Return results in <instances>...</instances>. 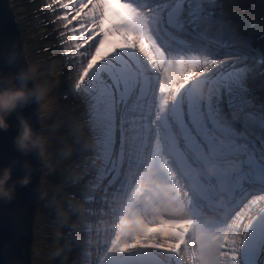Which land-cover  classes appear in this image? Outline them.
<instances>
[{"label":"snow or ice","instance_id":"6c2138e0","mask_svg":"<svg viewBox=\"0 0 264 264\" xmlns=\"http://www.w3.org/2000/svg\"><path fill=\"white\" fill-rule=\"evenodd\" d=\"M69 5L90 35L73 34L64 54L105 161L97 199L114 217L83 264H264V102L250 83L264 49L222 0H53L66 30ZM212 29L234 41L228 59L204 47ZM205 84L216 86L207 98Z\"/></svg>","mask_w":264,"mask_h":264},{"label":"rangeland","instance_id":"374dc122","mask_svg":"<svg viewBox=\"0 0 264 264\" xmlns=\"http://www.w3.org/2000/svg\"><path fill=\"white\" fill-rule=\"evenodd\" d=\"M19 26L27 58L28 68L33 69V85L47 86V95L38 105L39 132L46 139V150L40 154V181L32 236L33 264H83V253H96L95 234L103 230L104 222L114 217L104 215L108 210L100 197L107 182L102 173L105 163L93 151L96 140L89 130L86 107L74 84L79 66L66 56L70 52L73 34L82 42L90 35L81 29L75 16V8L69 5L72 25L66 30L57 20L63 8L52 10L53 0H8ZM228 18L238 27V32L255 49H264V0H222ZM83 31L84 35H80ZM64 33L63 36L60 34ZM207 49H214L218 58L228 59L234 41L222 30L212 29L205 33ZM98 39V37H97ZM69 41V43H64ZM93 41L89 40L85 47ZM209 44V45H208ZM105 45L102 54L109 52ZM256 69L250 82L256 103L264 102V76ZM212 84H205L202 91L207 98ZM241 131H245L241 129ZM93 185L99 187L93 188ZM88 196L93 197L89 200ZM210 219H218L219 213L205 209ZM83 213L78 217L77 213ZM93 229L91 248L85 230V219Z\"/></svg>","mask_w":264,"mask_h":264},{"label":"water","instance_id":"95a60500","mask_svg":"<svg viewBox=\"0 0 264 264\" xmlns=\"http://www.w3.org/2000/svg\"><path fill=\"white\" fill-rule=\"evenodd\" d=\"M4 51L7 52V59L3 55ZM27 69V58L15 15L8 0H0V88L20 86L23 83L21 74ZM29 86H33V80ZM21 112L29 117L39 131V111L35 102L9 117L12 127L8 131L0 130V168L18 160L14 179L30 171L32 182L28 187L19 188L11 202L0 200V264H33L32 228L41 165L38 152L24 155L16 150L13 143L19 130L17 116ZM19 210L23 211V217L17 221Z\"/></svg>","mask_w":264,"mask_h":264},{"label":"clouds","instance_id":"9594fccd","mask_svg":"<svg viewBox=\"0 0 264 264\" xmlns=\"http://www.w3.org/2000/svg\"><path fill=\"white\" fill-rule=\"evenodd\" d=\"M21 75L23 83L20 86L0 88V130L8 131L12 127L9 117L34 102L39 105L47 95V86H29L35 77L33 69H27ZM17 127L19 129L18 133L13 138L16 150L24 155L34 151L42 155L46 150V139L33 126L29 117L22 112L17 116ZM18 162V160H13L0 168V200L11 202L15 199L19 188L28 187L32 182V173L30 171L14 179L15 166Z\"/></svg>","mask_w":264,"mask_h":264},{"label":"bare ground","instance_id":"6f19581e","mask_svg":"<svg viewBox=\"0 0 264 264\" xmlns=\"http://www.w3.org/2000/svg\"><path fill=\"white\" fill-rule=\"evenodd\" d=\"M205 39L207 40V39H209V36H207V35H205L204 34V41H203V45H206V43H205ZM209 45V44H208Z\"/></svg>","mask_w":264,"mask_h":264}]
</instances>
